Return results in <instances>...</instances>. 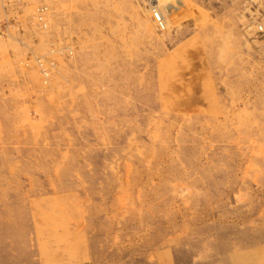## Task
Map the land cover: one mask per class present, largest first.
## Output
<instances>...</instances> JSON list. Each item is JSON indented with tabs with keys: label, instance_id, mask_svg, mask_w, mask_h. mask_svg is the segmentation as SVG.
Segmentation results:
<instances>
[{
	"label": "rangeland",
	"instance_id": "obj_1",
	"mask_svg": "<svg viewBox=\"0 0 264 264\" xmlns=\"http://www.w3.org/2000/svg\"><path fill=\"white\" fill-rule=\"evenodd\" d=\"M150 1H12L0 264H264V0Z\"/></svg>",
	"mask_w": 264,
	"mask_h": 264
},
{
	"label": "built area",
	"instance_id": "obj_2",
	"mask_svg": "<svg viewBox=\"0 0 264 264\" xmlns=\"http://www.w3.org/2000/svg\"><path fill=\"white\" fill-rule=\"evenodd\" d=\"M13 0H0V38L3 35V26L10 22L9 18V8L11 7V3ZM51 14V10L45 6L40 5L35 10L34 20L41 29L45 30L48 27V19ZM151 17L156 26V29L160 32L166 30V25L161 14L156 10H151ZM259 32L264 33V29L259 27ZM67 53V49L59 46L56 43H50L48 51L43 54L34 57L33 63L35 68L39 74L42 85L47 86L54 74L56 68V57L55 56H64Z\"/></svg>",
	"mask_w": 264,
	"mask_h": 264
},
{
	"label": "bare ground",
	"instance_id": "obj_3",
	"mask_svg": "<svg viewBox=\"0 0 264 264\" xmlns=\"http://www.w3.org/2000/svg\"><path fill=\"white\" fill-rule=\"evenodd\" d=\"M149 3L151 4V8H150L151 10H152L153 8L157 10V8H158L159 5H160V3H159L157 0H156V1H153V0H152V1H150ZM149 3H148V4H149ZM165 9H166V8H165ZM179 10H180V9H179ZM149 11H150V10H149ZM181 17H182V16H181ZM163 19H164V18H163ZM182 19H183V18H182ZM176 23H177V22H176Z\"/></svg>",
	"mask_w": 264,
	"mask_h": 264
}]
</instances>
